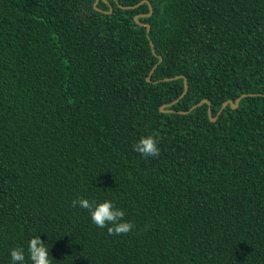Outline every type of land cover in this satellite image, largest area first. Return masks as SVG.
Instances as JSON below:
<instances>
[{
	"label": "trees",
	"instance_id": "16d2710c",
	"mask_svg": "<svg viewBox=\"0 0 264 264\" xmlns=\"http://www.w3.org/2000/svg\"><path fill=\"white\" fill-rule=\"evenodd\" d=\"M116 1L0 0V264L34 235L51 264H264V0H148L157 54ZM180 74L175 110L256 94L163 112Z\"/></svg>",
	"mask_w": 264,
	"mask_h": 264
},
{
	"label": "clouds",
	"instance_id": "9594fccd",
	"mask_svg": "<svg viewBox=\"0 0 264 264\" xmlns=\"http://www.w3.org/2000/svg\"><path fill=\"white\" fill-rule=\"evenodd\" d=\"M157 144L158 138L151 135L143 136L133 145V149L144 157H155L159 155ZM71 203L73 207L79 206L88 210L91 221L99 228H106L110 235L127 234L134 228L131 222L123 220L125 212L116 208L109 200L95 202L81 197ZM28 253L32 264H51L48 246L38 235H34L28 241ZM10 257L12 264H25L23 248L11 249Z\"/></svg>",
	"mask_w": 264,
	"mask_h": 264
},
{
	"label": "water",
	"instance_id": "95a60500",
	"mask_svg": "<svg viewBox=\"0 0 264 264\" xmlns=\"http://www.w3.org/2000/svg\"><path fill=\"white\" fill-rule=\"evenodd\" d=\"M104 1L107 2V0H104ZM98 2H99V0H94V2H93V6H94V8L97 9V10H100V11H106V10H103V9H101V8H99V7L97 6V3H98ZM116 2H117V4H118L121 8H124V9L135 8V7L139 6L140 4H142V3H144V2H146V3L149 5V12H148V13H140V14H136V15H134V19H135L139 24L144 25V26L146 27V33H147V36H148V38H149V43H150V46H151L152 52H153L154 54H157L156 51H155V48H154V43H153V41L150 39V36H149L150 24H149L148 22H142V21H139V20H138V17H141V16H149V15L152 13L153 8H152L151 3H150L148 0H140L138 3H136V4H134V5H122V4H120L118 1H116ZM111 11H112V6H110V9H109L108 11H106V12H111ZM158 57H159V60H158L157 63H159V62L161 61V59H162L161 55H158ZM157 63H156V64H157ZM156 64L152 67V69H151V71H150V73H149V75H148V77H147V80H150V79H149V76L151 75L152 71L154 70ZM179 77H183V80H184V90H183V92H182L177 98H175L174 100H172V101L169 102V103H164V104H162V105L160 106V110L163 111V112H175V111H178V112H180V113H187V112H189L190 110H192L193 108H195V107L201 105L202 103L207 102V104H208V109H207L208 116H209L210 120H216L218 114L223 110V108L225 107L226 104H230L231 107L235 108V107H237L240 98H242V97H244V96H247V95H255V94H256V93H243V94L239 95L238 97H236V99H235L234 102H233L232 100H226V101H224V102L222 103L220 109L218 110V112H217V114H216L215 116L212 115V107H211V104H210L209 100H207V99H205V98H204V99H201L198 103L193 104L189 109H187V110H185V111L175 110V109H173V108H169V107H170L171 105H173L175 102H177V101H178L181 97H183L184 94L187 92V89H188V82H187V79H186L185 75H182V74H180V75H175V76H173V77H166V78H164V80H169V79H174V78L176 79V78H179ZM260 94H261V93H260Z\"/></svg>",
	"mask_w": 264,
	"mask_h": 264
}]
</instances>
